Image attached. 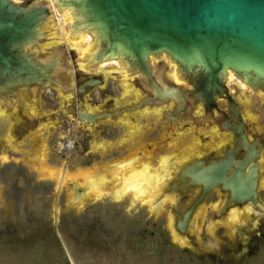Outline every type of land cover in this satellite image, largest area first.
<instances>
[{
	"label": "water",
	"instance_id": "95a60500",
	"mask_svg": "<svg viewBox=\"0 0 264 264\" xmlns=\"http://www.w3.org/2000/svg\"><path fill=\"white\" fill-rule=\"evenodd\" d=\"M53 12L66 18L67 36L84 57L78 63L98 68L117 61L128 78L123 80L119 71L106 77L98 71L75 88L64 51L60 47L45 49L53 40L48 30ZM69 47L75 57L76 49ZM162 58L167 62L160 61ZM76 72L84 71L76 66ZM231 74L260 96L264 107V0H0V113H11L18 134L32 130L34 121L49 123L62 116L74 117L75 111L85 128L128 122L146 112L180 125L199 107L208 117L214 107H224L226 102L243 105L240 125L223 129L235 136L231 147L235 154L207 167L201 159L194 161L150 203L159 207L174 190H184L182 194L201 191L192 208L177 218L178 232H174L182 237L205 197L216 190L228 193L233 209L215 217L220 215L222 203L207 218L198 236L201 247H209L202 240L204 233L216 245L212 228L223 219L233 225V240L246 244L259 218L250 210L264 213L259 200L260 154L241 135L246 121L262 135L264 125ZM100 76L102 81L94 79ZM108 78L121 84V97L90 109L87 99L91 91H87L103 87ZM47 89L57 90L67 108L43 116L37 96ZM230 90H234L235 99ZM162 146L159 142L146 147L153 151ZM241 152L245 157L234 162ZM263 187L264 183L261 190ZM73 189L79 197L81 190ZM261 199L264 202L263 191Z\"/></svg>",
	"mask_w": 264,
	"mask_h": 264
},
{
	"label": "rangeland",
	"instance_id": "374dc122",
	"mask_svg": "<svg viewBox=\"0 0 264 264\" xmlns=\"http://www.w3.org/2000/svg\"><path fill=\"white\" fill-rule=\"evenodd\" d=\"M49 23V35L53 40L45 49L52 51L60 47L64 51L75 88L81 78L76 66L85 67V74L99 70L123 71L121 63L108 62L98 68L78 63L84 57L71 55L72 42L66 35V18L53 12ZM162 60L167 62L165 58ZM234 80L264 125L263 99L250 94L240 81ZM121 95V84L109 78L103 87L89 93L87 103L90 109L96 110L100 104ZM37 102L43 116L67 108L55 89L40 93ZM220 118L216 110L204 117L197 109L186 122L172 128L156 114L146 112L128 121L129 125L137 127V132L129 136L128 122H106L85 128L72 115H67L57 124L47 123L48 127L44 122L34 121L32 130L18 134L15 119L0 113V264H264V217L258 218L246 244L233 240V225L223 219L212 228L216 245L201 247L198 236L210 216L208 210L213 213L224 202L215 201V196L196 211L190 223L192 228L181 237L174 232L173 223L198 191L182 199L183 195L175 190L170 194L172 201L166 199L159 207L151 206L154 197L146 199L143 206L130 198L116 202L112 195L98 199L90 197L82 205L72 206L69 186L46 179L36 162L27 159L37 150L38 144H44L45 158L41 165L63 168L72 175L79 169H92L96 165L102 169L141 145L159 143L167 138L168 142L151 153V161H148L154 167L161 157L182 156L180 150L193 149L194 152L189 153L201 158L214 151L211 142L217 146L227 142L224 134L213 130L217 127L215 119ZM101 144H105V149H96ZM4 155L9 159L6 162L2 160ZM95 173L100 171L80 172L71 178L72 183L76 180L82 185L77 179L86 180ZM88 183L97 186L89 178Z\"/></svg>",
	"mask_w": 264,
	"mask_h": 264
},
{
	"label": "flooded vegetation",
	"instance_id": "af4514ba",
	"mask_svg": "<svg viewBox=\"0 0 264 264\" xmlns=\"http://www.w3.org/2000/svg\"><path fill=\"white\" fill-rule=\"evenodd\" d=\"M71 46L76 47L72 43H71ZM76 49H77V47H76ZM77 52H78L77 54H79L81 57H83L80 54L79 51H77ZM113 62L119 63L117 61H113ZM82 67H80V68H82ZM82 69L85 71V67H83ZM96 72H98V71H96ZM96 72H94V73H96ZM121 72H122L123 76L126 78L125 71L123 70ZM94 73H92V74H94ZM78 74H79V76L81 78H79L77 80V85H82L85 80H88V77H89L88 75H91V74H85L84 72L83 73L79 72ZM94 79L102 81V77L101 76L100 77H94ZM95 88H100V87H95ZM95 88L89 89L87 92H90V91L94 90ZM230 91H231L230 92V96L233 99H235V92H233L234 90H230ZM247 91L250 94L255 95V94L251 93L249 89H247ZM255 96H257V95H255ZM82 97H80V98L78 97V99H81ZM258 97H260V96H258ZM238 103L239 104H234V103L229 104V103L226 102V105L224 106V108H223L224 110L223 111L221 110V108H218V107H214L213 108V110H216L217 112H219L220 116H221L220 120H216L215 119V123H216L217 127H213V130H214L215 133L224 134L226 136V138H227V142L225 144L223 142H220V143H218V146H217L216 143H212L211 142L210 145H211L212 148H214V151L212 153H209V154L201 157V158L200 157L197 158L196 154L189 153V152H194L193 149H186V150H183V151L180 150L179 154H181L182 156L178 157V155H174V156L173 155H168V156L161 157L157 161V163H158L157 167H154L152 165V163L150 162L151 161V157L150 156L152 155L151 153L154 150L151 151L149 149H145V148H147L146 146L148 145V144H146V145H141V146L129 151V153H127V155L125 157H123V158H121L119 160H116V161L108 163L107 165L103 166L102 169H99V167L96 165L92 169H79V170L76 171L75 174H72V175H69L68 171H65V170L61 171L60 168L56 169V168L51 167V166H45L44 167L43 165H41V163L44 162V158H45L46 147L44 146V144H38L37 150L34 151L33 154L30 155L27 159L32 161V162H36V167L41 171L43 177H45L46 179L47 178L49 179L51 177V180L55 179V181L58 182V185L62 184L63 186H66V185H69V184L80 185L79 183L76 182V180L73 181V183H72V179H71V178H73L76 175L78 176V174L80 172H86V173L90 172L91 173V171L92 172L93 171L94 172L95 171H100V174H102V173L105 174V177H106V180H107V185L104 188L103 192L98 194V195L95 194L94 191H90V194H88L89 195L88 198H90V197L102 198L104 196L112 195V197L115 200L122 201V200H124L126 198H130V199L133 200V203H138V204H141V205L145 206L146 204H145L144 201L146 199H151L152 197H155L166 184H168L169 182L173 181L177 177V175H175V172H174L175 168H177V167L179 168L180 167L181 169H183L184 167L190 165L191 163H193L194 161L199 160V159H201L200 161L203 163L204 167H207V166H209L210 164H212L214 162L225 160L232 153L235 154L234 153L235 152L234 147L231 148L233 146V142H234L235 136L232 133H225L223 131V129H226L229 126H231L232 128L233 127L236 128V127H238L240 125L238 119L240 117L244 118V115H243V105L239 101H238ZM262 107H263V103H262ZM201 110H202V113H204L203 109H201ZM213 110H212V114H213ZM75 113L76 114H75L74 117H75V120L77 121V118H76L77 112L75 111ZM204 117H205V115H204ZM58 120L57 121L56 120H52L49 123L57 124ZM45 124H44L45 127H48V124L47 123H45ZM170 126L172 128L175 127V126H172V125H170ZM128 128H129V134H128L129 136H133L137 132L135 130V128H137V127L129 125V122H128ZM12 133H13V131L11 129L10 130V134L8 136V140L9 141H10V138L12 137ZM241 135L246 138V140H247L249 145L253 146L256 149V151H259L260 158L258 160V164H259V171H261L260 172L261 176H260V180H259V200L264 204V202L261 199V191H263V194H264V189L261 190L262 184L264 183V181L262 180L263 176H264V174H263L264 168L262 169V165L264 166V164H261V154L262 153H263V158H264V135L255 132L253 130V126L251 124H249L248 121H246V126L244 127V131L242 132ZM127 138H128V136H127ZM202 140L205 142L207 139H202ZM166 141L168 142L169 138H167L165 140V142ZM165 142L162 141L160 143L161 144L162 143L165 144ZM156 143H158V142H156ZM150 144L151 143H149V145ZM105 147H106L105 144H101V145L97 146L96 149L104 150ZM244 157H245V153L244 152L237 153L234 156V162H239ZM5 158H7V159H5ZM149 159H150V161H148ZM2 160H4L5 162L8 161L9 160L8 156L4 155L2 157ZM187 160H188V162H186ZM129 161H130V163L128 165H124L122 168H120V169L125 168L124 170H126L125 171L126 174L131 172L132 170H135V169H137V170L140 169L141 170V169H143L144 166L149 165L150 172H151L150 175L152 176V184L153 185L155 184L157 189H158L157 191L153 192L151 196L147 195L148 197H145L146 195L145 196L143 195L144 191L142 189L140 191H137V190L135 191V190H132V189L129 190L128 187H127V186H129L127 182L126 183L121 182V184H119L118 187L114 186L115 185L113 183L114 182V175L113 174H108V172H113V171L119 170V168L115 167L117 164H122V163L125 164V163H127ZM260 167H261V169H260ZM55 172L57 173V176H56V178H53L54 176L52 175V173H55ZM98 174L99 173H95V175L92 174V176L95 177L94 179H96L98 177L97 176ZM90 176L86 177L85 178L86 180H83V178H79L77 180H80L82 185H85L86 182H87V178H90ZM173 176H174V179H173ZM64 182H65V184H64ZM69 189L72 192L71 188H69ZM181 189H183V188H181ZM182 191H184V190H182ZM197 191H198V194L195 195V197L191 200L190 205L188 207H186V209L183 212L180 213V216L183 213H185L186 211L190 210L192 208V206L198 201V199H199V197L201 195V191L200 190H197ZM71 192L69 194L70 198L72 197V193ZM177 192H179V191H177ZM181 192H179V194L183 195L182 199H185V198L187 199V198L191 197L193 193H195V191H193V193L192 192H189V193L183 192L185 194H182ZM214 196L216 197L215 201H218V200L224 201L223 202L224 205H223V207L221 208V210L219 212L220 215L219 216H215V217H222L225 214H229V212L233 209V208H231V206H229L230 195L228 193L222 192L221 190H216V191L210 193L207 197H205V199L202 202V204L204 202L208 201L211 197H214ZM170 197L171 196H169L167 198V201H172L173 197H171V198ZM80 203H82V202H80ZM77 204H79V203H77ZM202 204L200 206H202ZM199 208L200 207H198L195 210V212L193 213V216L191 217L190 222L188 224L187 232L190 230V228H192L190 223H191L192 218L194 217L196 211ZM250 211L253 212L254 214H257V217H264V213H262L261 210H253L252 209ZM214 212H216V211H213V213ZM213 213L209 212V210H208L207 215L208 214L211 215ZM177 218L178 217L175 218V222L173 223V229H175L178 232V230L176 229ZM174 238L177 240V236H174ZM202 240L204 241L205 245H207L209 247L214 245L212 238L209 237L205 233L202 236Z\"/></svg>",
	"mask_w": 264,
	"mask_h": 264
},
{
	"label": "bare ground",
	"instance_id": "6f19581e",
	"mask_svg": "<svg viewBox=\"0 0 264 264\" xmlns=\"http://www.w3.org/2000/svg\"><path fill=\"white\" fill-rule=\"evenodd\" d=\"M49 25H50V23H49ZM51 30V29H50ZM52 31V30H51ZM66 35H67V32H66ZM51 37V36H50ZM53 38V37H52ZM57 38V37H56ZM72 42V41H71ZM53 43H55V42H53ZM72 44H74L75 45V43L74 42H72ZM76 46V45H75ZM73 47V46H72ZM73 48H75L76 49V47H73ZM77 51H79L78 49H76V52ZM78 53V52H77ZM81 54V53H80ZM81 64H84V63H81ZM79 68H80V66H79ZM80 69H82V68H80ZM83 70V69H82ZM123 70L125 71V68L123 67ZM84 71V70H83ZM100 71V70H99ZM120 72V74L122 75V79L123 80H126L127 78H128V76H127V73H126V71H125V73H126V78L123 76V74H122V72L121 71H119ZM101 73H103L104 75H105V77L108 75V74H111L110 72L109 73H107V72H105V71H101ZM103 75V76H104ZM231 77H233L234 78V75H230ZM109 79V78H108ZM107 79V80H108ZM235 79V78H234ZM202 108L201 107H199L198 108V110L200 111V112H202V110H201ZM10 114V113H9ZM11 115V114H10ZM12 116V115H11ZM12 118V117H11ZM169 125H172V124H169ZM172 126H177V125H172ZM89 128H93V127H89ZM145 149H148V148H145ZM150 150V149H149ZM141 151V150H140ZM5 159H7V158H5ZM130 163V161L129 162H127V163H125V164H117L115 167H117V168H119V170H116V171H113V172H108V174H113L114 175V186L116 187V186H119V184H121V182H124V183H128V185L129 186H127L128 187V189L130 190V189H132V190H137V191H140L141 189L144 191V193H143V195H152V193L153 192H155V191H157L158 189H157V187H156V185L154 184H152V176L150 175L151 174V172H150V168H149V165H146V166H144L143 167V169H139V170H137V169H135V170H132L131 172H129V173H125V171L126 170H124L125 168H123V169H120V168H122L124 165H128ZM130 168V167H129ZM60 170L62 171V170H64L63 168H60ZM166 171V170H165ZM182 171V169L179 167H177V168H175V175H177L178 176V174L180 173ZM107 173V172H106ZM166 173V172H165ZM164 173V174H165ZM52 175L54 176V177H56L57 176V173L55 172V173H52ZM81 175H84V176H87V175H85V174H81ZM90 176V175H89ZM88 176V177H89ZM98 177L96 178V179H94L95 177L94 176H90V178L89 179H91V180H93L94 181V183H96L97 184V186L95 187H93V186H89V183L88 184H86V185H75V184H69L68 186H69V188H71V190H72V197L70 198V203L73 205V206H76V205H78L77 203H79L80 204V202H84V200L85 199H87L88 198V194H90V191H95V194H100V193H102L103 192V190H104V188L106 187V185H107V180H106V177H105V174L104 173H102V174H98L97 175ZM49 179H51V177L49 178ZM90 182V181H89ZM87 183V182H86ZM112 183V184H113ZM64 184H65V182H64ZM110 184V183H109ZM73 187H76V189H77V187L81 190L80 191V194H79V197H75V192H74V189H73ZM190 188V187H189ZM98 199V198H97ZM82 203L80 204V205H82ZM199 207H201V206H199Z\"/></svg>",
	"mask_w": 264,
	"mask_h": 264
}]
</instances>
